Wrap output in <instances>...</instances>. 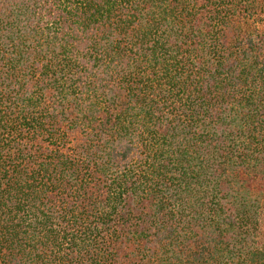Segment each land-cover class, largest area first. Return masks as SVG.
Instances as JSON below:
<instances>
[{
    "label": "trees",
    "instance_id": "16d2710c",
    "mask_svg": "<svg viewBox=\"0 0 264 264\" xmlns=\"http://www.w3.org/2000/svg\"><path fill=\"white\" fill-rule=\"evenodd\" d=\"M0 264H264V0H0Z\"/></svg>",
    "mask_w": 264,
    "mask_h": 264
}]
</instances>
